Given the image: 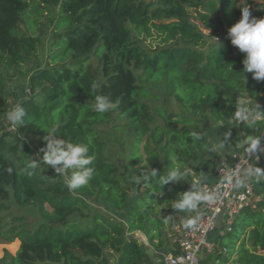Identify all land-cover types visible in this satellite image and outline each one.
I'll list each match as a JSON object with an SVG mask.
<instances>
[{
    "label": "trees",
    "instance_id": "obj_1",
    "mask_svg": "<svg viewBox=\"0 0 264 264\" xmlns=\"http://www.w3.org/2000/svg\"><path fill=\"white\" fill-rule=\"evenodd\" d=\"M237 1L0 0V63L21 65L49 39L42 68L30 76L28 96L14 105L24 107L26 117L13 130L3 120L6 85L0 70V243L19 240L15 254L4 249L0 264H152L149 247L161 245L164 221L173 225L180 215L172 208L176 184L162 188L158 181L174 166L191 169L190 175L216 167L220 154L206 150L212 142L203 127L233 119L238 97L259 100L264 92V81L252 73H243L244 79L246 53L223 29V20L228 31L240 21L241 7L253 13V0ZM259 1L256 18L264 19V0ZM44 10L41 35L25 33L20 24L26 19L31 29L32 17ZM193 20L218 44L206 45ZM150 28L169 44L143 47L133 30ZM94 53L99 72L86 65ZM94 82L115 109L94 110ZM171 98L178 111L170 109ZM53 129L56 138L87 144L94 157L93 178L74 192L50 166L41 164L31 175L25 171ZM245 130L246 139L260 135L264 123ZM193 132L203 138L194 141ZM161 190L162 196L154 193ZM10 199L35 207L39 222L15 214ZM96 202L123 212L122 219ZM224 263L264 264V205L242 209L214 252L202 258V264Z\"/></svg>",
    "mask_w": 264,
    "mask_h": 264
},
{
    "label": "clouds",
    "instance_id": "obj_2",
    "mask_svg": "<svg viewBox=\"0 0 264 264\" xmlns=\"http://www.w3.org/2000/svg\"><path fill=\"white\" fill-rule=\"evenodd\" d=\"M242 18L238 23L232 26L228 31V37L231 40V44L239 49L240 52L246 53V58L243 60V72L242 74L252 73L253 79L256 81H264V19L250 18V11L248 6L241 7ZM216 43L217 40L215 39ZM218 44V43H217ZM244 76V74H243ZM245 79V76H244ZM99 85L92 83L90 86V92L94 95L93 107L97 113L104 114L116 108L109 96L97 94ZM236 110L233 113L234 119L241 122H245L247 126L254 127L255 117L258 113H264L259 109V105L256 103L250 104L245 99L240 97L236 101ZM26 117L25 108L21 105H17L10 112L7 113V120L11 125H22L24 118ZM56 130L53 129L47 132V135L43 137L46 141V146L40 148L35 157H31L30 161L25 167V171L29 175L33 170L41 167L43 164L45 167H51L59 175L64 177V183L69 192H74L77 189L87 186L94 175V157L89 155V147L82 142H70L63 138H56ZM192 139L199 141L203 137L198 132H193ZM223 140L219 139L218 142H214L207 146L209 153H217L227 143L231 136V131H225L222 133ZM264 139V133L260 135L248 136L244 141L247 145L246 154L247 162L248 157L251 155L253 160L260 159V153H264V145L261 141ZM42 153V155H41ZM249 164V163H248ZM6 171L11 174L13 172L12 167H8ZM191 169L182 167H172L166 175H164L158 183L162 185L176 184L182 181H187V177L190 175ZM158 172L153 170L151 176H156ZM248 176L254 177L257 183L264 182V170L259 167H254L249 164L247 172ZM229 184L232 183V177L228 178ZM243 181L237 180L236 187H241ZM159 196L163 195L162 190L154 192ZM219 197L202 191L197 184H191V189L179 194V198L174 201L172 208L177 212H193L201 204L211 202ZM199 217H192L185 223L186 228H194L197 226Z\"/></svg>",
    "mask_w": 264,
    "mask_h": 264
},
{
    "label": "built area",
    "instance_id": "obj_3",
    "mask_svg": "<svg viewBox=\"0 0 264 264\" xmlns=\"http://www.w3.org/2000/svg\"><path fill=\"white\" fill-rule=\"evenodd\" d=\"M15 126L10 125L9 129ZM252 165L253 158L248 157L246 150L242 153H233L229 163L219 162L215 167V181L203 183L200 189L209 194L219 197L211 202L201 204L192 217H199L197 226L186 228L187 220L181 221L179 234L173 239V250L162 256L164 264H202L205 254L213 253L217 244L209 240V235L218 230V236L224 231L231 230V225L235 217L249 206L257 207L256 192L246 172L249 164ZM232 177L229 184L228 178ZM243 181L241 187H236V181ZM220 224L222 227L220 229Z\"/></svg>",
    "mask_w": 264,
    "mask_h": 264
},
{
    "label": "rangeland",
    "instance_id": "obj_4",
    "mask_svg": "<svg viewBox=\"0 0 264 264\" xmlns=\"http://www.w3.org/2000/svg\"><path fill=\"white\" fill-rule=\"evenodd\" d=\"M241 1L242 0H238L236 5H238V3H240ZM261 4H262V2L259 0H253L252 1V7H253L252 9L254 11L252 14H250V18H252V17L256 18V11H257L256 7L261 6ZM31 9L32 8H30V11H32ZM30 13L31 12H29L28 14H30ZM45 13H46V11L44 10L43 14H41L40 16L32 17L31 29H29V30L27 28V25H28L27 22L28 21H26V19H25V21L20 24L23 31L27 34H31L34 36L35 35H37V36L41 35V32H40V30L42 29L41 23H44L43 16ZM193 21L196 22V24L198 25V28L204 34L205 44L210 45L211 43H213L215 41V39L208 35L209 30L204 28L202 25H200V23L198 21H196V20H193ZM223 21H224L223 29H224L225 34H227V32H228L227 22L225 20H223ZM133 33L139 39L140 44L143 47L150 49V50L154 49L155 47H159V46L169 44L168 39H166L162 33L156 31L153 28H150L148 31H145L143 29L133 30ZM48 41H49V39L47 40V43H48ZM47 43H46V47L43 46V47L37 48V49L33 50L30 54H28L26 56V61L24 63H22L21 65L16 64L13 66H9L5 62L0 63L1 74L3 76V79L5 81V85H6L5 97H6L7 109H6L5 113L3 114L4 115L3 120H4L5 127H9L11 125L10 122L7 120V113L13 109L15 104H17L19 101L23 100L24 98H26L28 96L30 76H31V74L38 72L42 68V66L46 60V54L48 52ZM86 65L89 66L94 71L99 72L100 71V61H99L98 54L97 53L92 54L88 58ZM169 107H170V109H172L174 111L179 110L177 103H176V100L174 98H171L169 100ZM158 121H160V119ZM213 124H214L213 122H209L207 124V126L210 127ZM37 153L38 152L34 153V157L37 155ZM116 161L120 162V159L117 158ZM210 169L215 170V166H213ZM120 177L123 180H126V175H125L124 171L120 173ZM256 193L261 194L258 190ZM263 201H264V196L261 195L260 199L257 200L256 204L263 205ZM7 202L10 204L11 210L15 214L26 216L27 221L32 222L35 225L39 222L37 210L35 207H33V206H24V207L19 206V205L15 204L12 199L8 200ZM95 204L100 209L108 210L114 216L122 219L123 212H116L113 209H110V208L108 209L106 207V205L101 203V202H96ZM170 223H172L170 220H168V219L165 220L163 227H162V231L165 228L168 229L170 227L169 226ZM175 223H177V220H175L174 224ZM221 228H223L222 224H220V229ZM172 231H174V230H170V228H169L167 234L164 231V237H165L164 239H165L166 243H169V240H171L172 235H173ZM168 233L170 236L168 235ZM217 234H219V231L215 232L216 238L219 237ZM135 235L140 241L147 244L146 236L143 233L136 232ZM155 241H156V243H160L158 239ZM162 242H163V240H162ZM13 244H15V243H12V244L0 243V257L3 255L4 249L7 250L11 254H15L19 246L15 247V246H13ZM153 247L155 248V246H153ZM151 249L152 248L149 247L148 253L150 255H151ZM151 261H152V264H162L160 258L153 259V256L151 258Z\"/></svg>",
    "mask_w": 264,
    "mask_h": 264
},
{
    "label": "crops",
    "instance_id": "obj_5",
    "mask_svg": "<svg viewBox=\"0 0 264 264\" xmlns=\"http://www.w3.org/2000/svg\"><path fill=\"white\" fill-rule=\"evenodd\" d=\"M245 99L246 102L250 103V104H254L256 103L257 105H259V109L260 111L264 112V92L261 96V98L259 100H250L248 98H242ZM255 121H259L264 123V113H258L256 114L255 117ZM263 125V124H262ZM246 123L245 122H239L237 120L230 119V120H226L224 122H216L214 123L212 126L208 127L207 125L203 127L204 133L207 136L208 140L211 141L212 143L214 142H218L220 137L223 140V136L222 133L225 131L230 130L231 131V136L229 137L228 141L226 142L227 144L220 149L218 152L220 154V159L219 162H225V163H229L230 161V157L233 153H242L244 151L245 148H247V145L244 144V141L246 140ZM264 133V131H263ZM262 145H264V143H262ZM260 159L259 160H253L252 166L254 167H259L262 170L264 169V153H260ZM248 172V171H247ZM246 172V176L245 177H249L250 181L253 184L254 190L255 192H257V190L261 193H256V198L257 200L260 199L261 195L264 196V182L261 183H257L255 181L254 177L248 176ZM216 177H215V170L212 169H205L203 167H201L200 171L196 174L191 173L190 177H187V181H182L179 183H176V186L178 188L177 193L172 197L173 203L176 199L179 198V194L185 192V191H189L191 189V184H197L200 188V186L203 183H209V182H213L215 181ZM261 203V202H260ZM263 205H264V201H263ZM261 206L260 204H257V207ZM201 207V205L196 209L198 210ZM195 210V211H196ZM180 212V215L178 218H181L182 220H188L190 219L191 216H193L194 212ZM177 223L171 225L170 223V230H174L172 231L173 235L171 240H169V243L165 242V237H164V231L168 232L169 228H165L162 231V236H161V240H163V242H161V245L158 248H154L151 247V255L150 258L153 259H157L160 258L162 264L163 260H162V256L173 250V239L174 237H176L179 232H180V226H181V221L179 219H176ZM218 232V230L213 231L210 235H209V240L216 242L218 240V238H216L215 232ZM169 235V233H168ZM218 235V234H217ZM170 236V235H169ZM16 242L15 244H13V246L18 247L19 246V240H14L13 242H11L10 244ZM149 251V250H148Z\"/></svg>",
    "mask_w": 264,
    "mask_h": 264
}]
</instances>
